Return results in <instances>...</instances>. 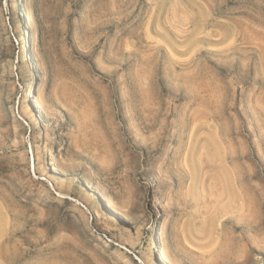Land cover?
<instances>
[{
	"label": "rangeland",
	"instance_id": "374dc122",
	"mask_svg": "<svg viewBox=\"0 0 264 264\" xmlns=\"http://www.w3.org/2000/svg\"><path fill=\"white\" fill-rule=\"evenodd\" d=\"M0 264H264V0H0Z\"/></svg>",
	"mask_w": 264,
	"mask_h": 264
},
{
	"label": "bare ground",
	"instance_id": "6f19581e",
	"mask_svg": "<svg viewBox=\"0 0 264 264\" xmlns=\"http://www.w3.org/2000/svg\"><path fill=\"white\" fill-rule=\"evenodd\" d=\"M32 111H33V110H32ZM28 112H29V111H28ZM33 113H34V112H33ZM33 113H32V115H33ZM29 115H30V114H29ZM108 206H109V204H108ZM108 206H107V207H108ZM111 206H112V205H111ZM111 208H113V206H112ZM232 227H233V226H232ZM232 227H231V228H232ZM233 229H234V228H233ZM162 258H163V257H162ZM161 261H163V259H162ZM165 261H166V260H165ZM165 261H164V262H165Z\"/></svg>",
	"mask_w": 264,
	"mask_h": 264
}]
</instances>
